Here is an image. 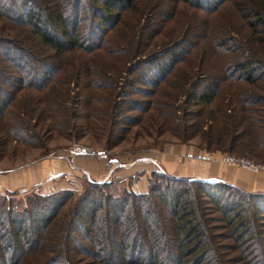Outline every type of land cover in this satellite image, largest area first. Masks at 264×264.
Listing matches in <instances>:
<instances>
[{
  "label": "trees",
  "instance_id": "obj_1",
  "mask_svg": "<svg viewBox=\"0 0 264 264\" xmlns=\"http://www.w3.org/2000/svg\"><path fill=\"white\" fill-rule=\"evenodd\" d=\"M138 6L150 7L154 14L168 11L166 22L190 12L203 23L197 39L185 50L132 56L137 58L132 69L139 63L154 64L152 74L140 73L138 80L156 86L166 80L174 65L197 59L195 71L205 80L197 78L193 86L203 83L189 95L204 107L216 99L218 104L215 114L208 109L205 121L221 117L232 125L246 123L251 128L254 118L232 113L230 100L238 97L245 107L264 100V94L251 92L252 88L264 91V84H257L260 79L264 82V0H0V118L6 117L8 123L15 119L9 109L14 96L24 89L41 90L57 75L53 64L57 69L72 60L79 69L92 64L94 55L115 53L105 49L108 42L103 29L121 28L127 24L124 18L140 17ZM227 6L232 8L235 22L245 28V36L240 37L232 23H212ZM127 25L132 27L130 21ZM196 29L190 23L188 37ZM207 44L208 50L204 49ZM124 80L125 85L131 81L129 76ZM222 87L235 94L225 89L222 98ZM23 97L34 95L24 93ZM110 103L113 106L114 101ZM24 105L23 109L34 107L28 102ZM69 109L74 115V109ZM23 114L16 115L18 124L9 126L13 137L19 127L29 130ZM262 123L259 129H264V118ZM234 130L226 138V148H210L209 130L201 131L205 144L198 146L231 153L243 137L253 133L261 141L240 146L254 155L252 147L264 154V145L259 143L264 137L246 132L244 127ZM151 175L159 181H153ZM113 184V180L85 181L78 193L72 189L44 195L35 192V201L16 209L6 207L3 199L0 264H46L50 258L42 262L33 258L43 251L51 252L52 259L58 257L59 264H264V193L154 171L143 193L116 192ZM66 202L69 205L60 211Z\"/></svg>",
  "mask_w": 264,
  "mask_h": 264
},
{
  "label": "rangeland",
  "instance_id": "obj_2",
  "mask_svg": "<svg viewBox=\"0 0 264 264\" xmlns=\"http://www.w3.org/2000/svg\"><path fill=\"white\" fill-rule=\"evenodd\" d=\"M141 9L140 17L137 15L132 19L124 18L125 23L131 22L132 27L125 24L121 28L103 29L104 41L108 42V49H105H110L115 53L104 52L94 55L90 61L92 64L86 63L79 69L75 68L77 65L73 67L74 61L72 60L58 65L57 69L54 68L57 64H53L52 68L57 70V75H54L51 81H47L41 90L37 92L30 89L21 90L23 94L34 95V97H23V94L19 95V93L14 96L9 109L15 119L8 123L6 117L0 118V167H12L47 155L65 156L67 149L73 144L103 151L106 155L105 159H107L113 154H143L149 149H158L167 143L204 145L205 140L201 136L202 130H209L211 133L210 148L214 146L226 148V138L229 137L233 128L234 131H240L244 127L246 132L252 130L259 133L257 137H264L261 135L262 132L264 133V129L258 128V126H263V99L251 103L247 107L238 97H233L230 100L232 113L237 115L244 113L254 118L251 121L253 123L251 128L245 127L246 123L232 125L231 122L221 117L220 120L210 121L211 123L205 121L209 116L208 109L210 108L215 114L218 104H215L216 99L213 101L214 103L204 107L197 102L196 98L193 99L189 95L196 92L199 88L198 85L203 83L202 81L193 86V82L197 78L205 80L202 77L203 74L195 71L197 67L199 68L197 59L174 65L170 73L166 75V80L159 82L156 86L155 84L147 85V83L138 80L146 73L145 71L152 74L154 67H151L154 64L151 62L149 65L141 66L139 63L133 65V70L131 65L137 58L132 59V56L150 51L166 50V53H170L185 50L189 47L188 44L190 45L197 39L200 28L203 26L200 20H194L190 12L180 13L166 22L165 16L168 11L161 9L159 13L154 14L150 7L145 9L138 6V10ZM217 15L212 23H232L237 29L233 30L237 31L240 37L245 36L246 30L240 26V23L235 22L232 8L224 7L219 11V14L217 12ZM190 23L197 29L194 31V35L191 34L188 37ZM137 25H140V28H136ZM141 44H144V49L142 52H138ZM204 49L208 50L209 45L204 46ZM215 67L216 65L213 66V68ZM204 68L205 66L200 69ZM140 73L142 75H139ZM75 75L76 78H74ZM128 76L131 81L125 85V80H122ZM132 78L135 82H132ZM257 84L263 85L264 82L260 79ZM225 89L223 88L219 92L222 94V98ZM228 89L234 93V90L230 88L226 90ZM251 92L264 94V91L257 88H252ZM111 99L114 101L113 106L110 103ZM26 101L30 106H34L33 109H23L24 106H27L24 105V102L27 103ZM69 107L74 109L72 116ZM243 107L245 108L243 109ZM21 112L24 113L22 117H25L24 123L28 125L30 131L19 127L13 137L9 126L18 124L16 118L20 117ZM31 118H34L35 121L33 126H31L33 121ZM105 120L107 123H104ZM216 135L220 137L217 138ZM241 140V146L261 141L256 139V135L253 133ZM249 140L251 142L248 143ZM259 143L264 145V142ZM240 145L237 144L235 150L228 154L242 156L264 165V154L259 148L252 147L254 155ZM92 157L97 158L95 155ZM154 172L160 173V171ZM148 175L150 176V173ZM151 178L155 182L159 181L154 175H151ZM113 181L116 192L122 189L128 191L123 182ZM80 190L81 188L73 191L78 193ZM35 195L33 190L16 194H0V209H3L1 206V203L4 202L3 199H5L6 207L16 209L21 206L27 207L28 203L35 201ZM65 197L66 194L62 195L61 199H65ZM72 198L73 196L70 200ZM68 205L69 202H66L60 211H64ZM75 237L82 240L77 233H75ZM30 256L32 255L27 256L26 259H29ZM33 258L34 261L39 262L50 258L46 264H59L58 257L52 259V253L49 251L36 252ZM34 261L32 260V262Z\"/></svg>",
  "mask_w": 264,
  "mask_h": 264
},
{
  "label": "crops",
  "instance_id": "obj_3",
  "mask_svg": "<svg viewBox=\"0 0 264 264\" xmlns=\"http://www.w3.org/2000/svg\"><path fill=\"white\" fill-rule=\"evenodd\" d=\"M227 152L208 151L191 143H167L143 154L92 156L47 155L33 161L0 167V194L33 190L48 194L60 189L77 190L83 182L119 180L126 189L143 193L151 171L172 177L220 181L236 189L264 193V170H249L224 162Z\"/></svg>",
  "mask_w": 264,
  "mask_h": 264
},
{
  "label": "built area",
  "instance_id": "obj_4",
  "mask_svg": "<svg viewBox=\"0 0 264 264\" xmlns=\"http://www.w3.org/2000/svg\"><path fill=\"white\" fill-rule=\"evenodd\" d=\"M67 156H74V155H87V156H96L99 159H105L106 155L103 151H98V150H93L90 147L86 146H80L77 144H73L69 149L66 151ZM224 162L233 165V166H238V167H243L250 172H257L260 170H264V165L251 161L248 158L245 157H240V156H234L230 154H225L224 157Z\"/></svg>",
  "mask_w": 264,
  "mask_h": 264
}]
</instances>
